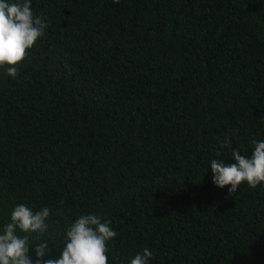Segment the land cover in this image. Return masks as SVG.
Instances as JSON below:
<instances>
[{"label":"trees","instance_id":"16d2710c","mask_svg":"<svg viewBox=\"0 0 264 264\" xmlns=\"http://www.w3.org/2000/svg\"><path fill=\"white\" fill-rule=\"evenodd\" d=\"M30 7L44 35L15 79L0 67V234L24 204L51 210L46 232L17 229L33 258L94 214L108 264L145 247L148 264H264V182L229 196L210 166L264 141V0Z\"/></svg>","mask_w":264,"mask_h":264},{"label":"clouds","instance_id":"9594fccd","mask_svg":"<svg viewBox=\"0 0 264 264\" xmlns=\"http://www.w3.org/2000/svg\"><path fill=\"white\" fill-rule=\"evenodd\" d=\"M31 0L23 3H9L0 0V67L13 65L6 74L13 79L19 69L14 67L26 57L38 38L44 35L46 23L40 17H34L30 7ZM226 140L222 146L227 147ZM254 146L250 157L234 149L232 157L235 163L213 159L210 163L213 183L219 188L229 186L228 195L233 196L242 182L255 188L264 182V141L252 140ZM50 209L45 207L33 212L24 204L17 205L11 213L3 234H0V264H108L106 242L116 236L111 229V221L102 222L98 215L88 214L78 218L65 230L64 244L59 258L50 256V241L38 240L35 244V258L29 255L33 244L28 236L16 234L17 229L24 233H43L48 230L46 223ZM152 252L145 247L130 264H148ZM45 257H48L45 259Z\"/></svg>","mask_w":264,"mask_h":264}]
</instances>
